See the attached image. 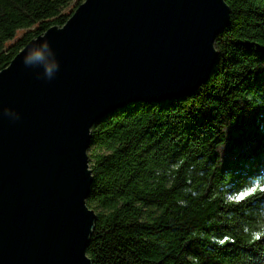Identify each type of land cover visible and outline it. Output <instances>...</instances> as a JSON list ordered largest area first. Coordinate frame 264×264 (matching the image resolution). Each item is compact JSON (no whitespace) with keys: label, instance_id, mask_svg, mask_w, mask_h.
Returning a JSON list of instances; mask_svg holds the SVG:
<instances>
[{"label":"trees","instance_id":"16d2710c","mask_svg":"<svg viewBox=\"0 0 264 264\" xmlns=\"http://www.w3.org/2000/svg\"><path fill=\"white\" fill-rule=\"evenodd\" d=\"M83 1L0 0V69ZM226 1L232 22L216 37L206 83L94 123L93 264H264V239L249 243L243 231L264 209V193L225 203L264 174V0Z\"/></svg>","mask_w":264,"mask_h":264},{"label":"water","instance_id":"95a60500","mask_svg":"<svg viewBox=\"0 0 264 264\" xmlns=\"http://www.w3.org/2000/svg\"><path fill=\"white\" fill-rule=\"evenodd\" d=\"M231 22L226 0H84L0 69V264H93L94 123L195 93ZM29 49L59 61L52 79Z\"/></svg>","mask_w":264,"mask_h":264},{"label":"clouds","instance_id":"9594fccd","mask_svg":"<svg viewBox=\"0 0 264 264\" xmlns=\"http://www.w3.org/2000/svg\"><path fill=\"white\" fill-rule=\"evenodd\" d=\"M43 48L50 50V46L47 41L45 42ZM23 62L25 66L29 67H36L37 65L42 64L44 67L43 75L49 80L53 78V67H55L56 71L59 69V61H54L52 63L46 62V55L43 49L34 52L29 49L24 55ZM260 193H264V174L251 178L247 184L235 191L227 192L225 196V203L241 204ZM181 203H183V201ZM243 231L249 237V243H255L256 241L264 239V209H261L258 212L257 217L251 226L245 225L243 227ZM229 239V237H225L224 239H218L216 242L224 244L228 242Z\"/></svg>","mask_w":264,"mask_h":264},{"label":"rangeland","instance_id":"374dc122","mask_svg":"<svg viewBox=\"0 0 264 264\" xmlns=\"http://www.w3.org/2000/svg\"><path fill=\"white\" fill-rule=\"evenodd\" d=\"M91 149H92V147H91V145H90V147L88 148V153L90 154V152H91Z\"/></svg>","mask_w":264,"mask_h":264}]
</instances>
